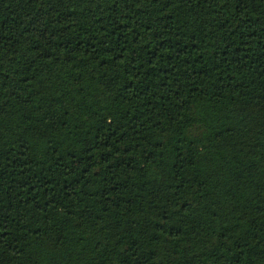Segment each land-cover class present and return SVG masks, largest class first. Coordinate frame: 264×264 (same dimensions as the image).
<instances>
[{"label": "trees", "instance_id": "obj_1", "mask_svg": "<svg viewBox=\"0 0 264 264\" xmlns=\"http://www.w3.org/2000/svg\"><path fill=\"white\" fill-rule=\"evenodd\" d=\"M0 264H264V0H0Z\"/></svg>", "mask_w": 264, "mask_h": 264}]
</instances>
